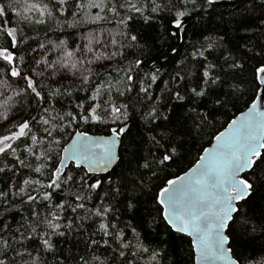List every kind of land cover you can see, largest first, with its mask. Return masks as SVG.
<instances>
[{"label": "snow or ice", "instance_id": "obj_1", "mask_svg": "<svg viewBox=\"0 0 264 264\" xmlns=\"http://www.w3.org/2000/svg\"><path fill=\"white\" fill-rule=\"evenodd\" d=\"M222 2L0 0V264H264V0Z\"/></svg>", "mask_w": 264, "mask_h": 264}, {"label": "trees", "instance_id": "obj_2", "mask_svg": "<svg viewBox=\"0 0 264 264\" xmlns=\"http://www.w3.org/2000/svg\"><path fill=\"white\" fill-rule=\"evenodd\" d=\"M231 3V0H223L221 7L224 9L229 8ZM145 34L152 42H155L158 35V29L156 28H149L146 29ZM249 81L251 80V73L248 74ZM254 89L251 86V84L246 85V98L250 97L253 93ZM238 107L243 110V105H238ZM236 111L235 108L232 109L231 112L228 113V116L230 117L232 113ZM238 114V113H237ZM228 117L225 116H219V120L215 125L207 130H205L199 137L196 138L194 142H191L187 146V150L183 154V158L178 160L176 164L172 166L170 169L171 172H175L176 174H180L182 171L186 170L188 167L192 165V163L195 161V159L199 155V150L201 147H207L210 145V141L212 139V135L218 130H222L220 128L221 124L224 123V120ZM190 238H186L184 241H176L177 245V260L178 264H190V258H189V251H188V243L187 241ZM72 239L69 238V246H71Z\"/></svg>", "mask_w": 264, "mask_h": 264}, {"label": "water", "instance_id": "obj_3", "mask_svg": "<svg viewBox=\"0 0 264 264\" xmlns=\"http://www.w3.org/2000/svg\"><path fill=\"white\" fill-rule=\"evenodd\" d=\"M210 146V145H209ZM209 146H207V147H209Z\"/></svg>", "mask_w": 264, "mask_h": 264}]
</instances>
